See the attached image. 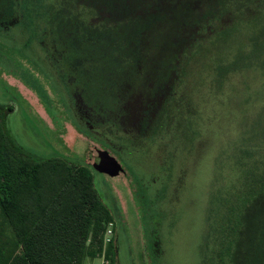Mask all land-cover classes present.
I'll return each instance as SVG.
<instances>
[{
	"label": "rangeland",
	"instance_id": "obj_1",
	"mask_svg": "<svg viewBox=\"0 0 264 264\" xmlns=\"http://www.w3.org/2000/svg\"><path fill=\"white\" fill-rule=\"evenodd\" d=\"M115 1L0 0L1 13H9L10 5L19 17L8 28L0 26V66L20 75L41 96L55 120H61L59 108H64L84 132L89 131L78 123L71 108L68 69L61 61L47 62L39 37L48 20L51 24L48 14H53L55 22L61 15L80 17L65 52L76 64L77 77L84 82L99 80L103 97L111 91L105 104L116 108L126 105L130 112L132 106L135 110L137 104H147L148 97L165 94V101L147 126L137 129L106 123L101 128L121 148L104 138L99 140L118 154L133 180L120 177L119 181L117 176L93 168L99 185L116 193L124 224L109 219L107 240L103 234L101 250L83 264H246L242 261L244 231L234 228L237 214L228 220L233 213L225 211L218 191L224 181L221 178L227 173L230 176L223 145L227 146L230 133H238L246 115L238 107L230 113L233 99L226 89L215 94L219 84L211 82V51L205 52L201 65L199 56H190L198 41L238 18L236 26H241L246 12H241L237 0H220L222 7H227L224 12L217 0H119L128 4L124 12L117 9L114 16L89 22L96 15L106 16L108 5ZM148 9L157 11L161 21L131 17ZM258 15L260 19L247 18V23L257 20L253 25L263 26V14ZM53 27L54 35L62 39V27ZM245 41L242 36L234 44ZM185 67L181 81V68ZM1 82L0 77V107L12 105L5 122L19 145L41 157L61 154L84 161L79 155L81 141L70 149L61 144L35 110L16 96V89ZM234 253L239 258L232 257Z\"/></svg>",
	"mask_w": 264,
	"mask_h": 264
},
{
	"label": "trees",
	"instance_id": "obj_2",
	"mask_svg": "<svg viewBox=\"0 0 264 264\" xmlns=\"http://www.w3.org/2000/svg\"><path fill=\"white\" fill-rule=\"evenodd\" d=\"M237 2L246 12L244 23L236 26L238 18L198 41L190 56H199L201 65L211 51V82L219 84L215 94L226 89L233 99L230 113L238 107L246 115L223 145L230 176L221 178L217 190L225 211L233 213L228 220L237 214L234 228L244 231L242 261L264 264V24L253 25L258 14L264 21V0ZM247 18L257 20L247 23ZM242 36L246 41L235 45ZM11 109L0 107V264H83L101 250L109 219L124 224L118 202L111 188L99 185L90 165L61 154L37 156L19 145L5 122Z\"/></svg>",
	"mask_w": 264,
	"mask_h": 264
},
{
	"label": "flooded vegetation",
	"instance_id": "obj_3",
	"mask_svg": "<svg viewBox=\"0 0 264 264\" xmlns=\"http://www.w3.org/2000/svg\"><path fill=\"white\" fill-rule=\"evenodd\" d=\"M8 7H9V13H1L0 11V19H1L0 26H2L4 29L8 28L10 24L17 22L19 20V17L17 16L18 15L17 9L10 5H8ZM108 7L109 8L107 9V11L104 12L106 13V16H103V14L99 16L96 15L94 17H91L89 19V22L90 23L91 22H101L103 21V19H101L102 17L109 18L111 16H114L115 15L114 12H117V9L124 12L125 9L128 8V4L124 3V1L121 4V2L117 0L109 4ZM2 8L3 6H2V3L0 2V10H2ZM48 16L51 17L50 18L51 24L48 25V21H49L48 20L46 24L47 28H45L42 31L43 34L39 37L41 44L46 49L45 55L47 57V62L50 63V61H52V62L58 63V61L59 62L61 61L62 65H64V67L68 69L67 82L69 83L68 95H69V102L71 104V108L74 111L76 118L78 119V123L81 126H84L85 128H87L89 131L84 132V130L77 123L73 121L69 113L64 108H59L60 111H64L65 114L71 119V121L79 129H81L85 134H87L89 137L99 142H101L99 140L100 138H104L109 143H111L113 146L121 148V146L115 145V143L112 140H110L108 137H106L105 134L101 132V128H105L103 124H105L106 126V123H107L110 127L119 126L121 124H124L126 126L131 125L133 127H136L137 129L140 128V126H143L144 124L145 126H147L149 121L153 117H155V112L157 111V109H159L162 106V103L165 101L164 99L165 94L161 93L160 95L156 94V96L154 95L152 97H148L147 100L149 101H145L147 102V104L139 103L137 104V106H135V110H134V107L132 106V110H130V112L126 105H121L119 108H116L114 106L105 104L106 99L107 97H109L111 91L105 92L104 97H103L101 85L98 84L99 80L89 82L88 79H86V81L84 82L81 78H79V76L77 77L76 76L77 72L74 71L77 69L76 64L68 59L66 52H65L66 48L70 47V45L68 46L67 41L69 37L73 35V27L75 24L78 23V20L80 17L72 18V16L70 15H67L66 17L61 15V19L55 22V20L53 19V14H48ZM131 17L132 18L145 17L149 20H154L155 22L161 21L159 13L157 11H153V9H148L140 14L136 13L134 16H131ZM53 24L56 28L58 26L59 28L62 27V32H63L62 39L59 37L57 38L54 35V32L51 29V28H54ZM143 31H141V33H143ZM49 35L50 37L47 38V36ZM129 43L131 46H133L134 41L131 40L129 41ZM5 69L10 70L12 74L22 79L25 85L29 86L24 81V79L20 75L15 73L13 70L9 68H5ZM121 69L123 70L126 69V66L123 65ZM112 74L114 75V72H112ZM115 74L117 75L118 73H115ZM29 87L42 100L41 96L31 86ZM140 101H142V103L144 102L143 100H140ZM53 119L57 123H60V121L55 120V118ZM98 125H100V127ZM117 227L118 225L116 226V228Z\"/></svg>",
	"mask_w": 264,
	"mask_h": 264
},
{
	"label": "water",
	"instance_id": "obj_4",
	"mask_svg": "<svg viewBox=\"0 0 264 264\" xmlns=\"http://www.w3.org/2000/svg\"><path fill=\"white\" fill-rule=\"evenodd\" d=\"M0 77L2 84H5L8 88L16 89H14L17 93L16 96L21 100H25L35 110L36 114L46 122L48 128L55 132L57 140L61 144L67 145L70 149L73 145H77L78 140L81 141V148L77 147V150L79 149V155L82 156L84 163L110 176H117L119 181L120 177L123 180H127V177H129V181L132 182L130 172L122 165L120 158L112 148L85 134L64 111L59 112L60 123L54 121L46 111L39 96L29 86L25 85L22 79L12 74L10 70L0 66ZM113 194L115 196L116 193L113 192ZM134 194L137 195L135 192Z\"/></svg>",
	"mask_w": 264,
	"mask_h": 264
},
{
	"label": "built area",
	"instance_id": "obj_5",
	"mask_svg": "<svg viewBox=\"0 0 264 264\" xmlns=\"http://www.w3.org/2000/svg\"><path fill=\"white\" fill-rule=\"evenodd\" d=\"M111 232V227L108 225V227L105 229L104 235H105V240H107V236H109V233Z\"/></svg>",
	"mask_w": 264,
	"mask_h": 264
}]
</instances>
